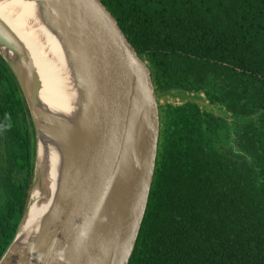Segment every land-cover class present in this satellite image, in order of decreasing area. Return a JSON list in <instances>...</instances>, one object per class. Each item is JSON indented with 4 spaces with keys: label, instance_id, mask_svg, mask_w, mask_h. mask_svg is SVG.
I'll return each mask as SVG.
<instances>
[{
    "label": "trees",
    "instance_id": "16d2710c",
    "mask_svg": "<svg viewBox=\"0 0 264 264\" xmlns=\"http://www.w3.org/2000/svg\"><path fill=\"white\" fill-rule=\"evenodd\" d=\"M102 1L151 65L159 100L190 96L160 104L157 168L130 264H264V0ZM35 159L31 112L0 55V259Z\"/></svg>",
    "mask_w": 264,
    "mask_h": 264
},
{
    "label": "water",
    "instance_id": "95a60500",
    "mask_svg": "<svg viewBox=\"0 0 264 264\" xmlns=\"http://www.w3.org/2000/svg\"><path fill=\"white\" fill-rule=\"evenodd\" d=\"M21 1L39 6L40 23L24 20L18 0L0 5L23 18L50 63L56 61L48 37L59 40L77 105L71 118L42 109L34 56L0 16V55L19 82L36 134L29 201L0 264H130L159 155L161 113L152 68L102 0ZM48 144L61 158L56 189L47 212L24 236L35 187L50 185L41 154Z\"/></svg>",
    "mask_w": 264,
    "mask_h": 264
},
{
    "label": "bare ground",
    "instance_id": "6f19581e",
    "mask_svg": "<svg viewBox=\"0 0 264 264\" xmlns=\"http://www.w3.org/2000/svg\"><path fill=\"white\" fill-rule=\"evenodd\" d=\"M18 3L23 11L25 21L28 19L31 21L37 20L35 13L37 9L39 10V6L36 3L28 4L21 0H18ZM0 16L27 44L34 56L43 83L41 97L42 109L45 111L55 110L59 113L67 114L68 117L71 118V114H74V110L76 109L77 97L73 88V83L67 76V64L59 40H54L48 35V42L53 49L56 61L55 63L51 60L52 63H50V61L44 59L40 55L39 48L32 40L34 31L24 26L22 17L9 16L2 5H0ZM53 66H55V73L53 72L54 70H52ZM41 150L44 163L49 167L48 177L50 179V185L47 189L41 188L40 185L35 187L30 211L21 232L24 236L30 233L33 228H36V224H38L42 216L49 209L56 189V180L58 179L61 160L58 148L55 144H48L44 145L43 148L41 147Z\"/></svg>",
    "mask_w": 264,
    "mask_h": 264
},
{
    "label": "flooded vegetation",
    "instance_id": "af4514ba",
    "mask_svg": "<svg viewBox=\"0 0 264 264\" xmlns=\"http://www.w3.org/2000/svg\"><path fill=\"white\" fill-rule=\"evenodd\" d=\"M150 67H151V65H150ZM152 75H153V72H152ZM154 78H155V76H154ZM153 81L155 82L154 79H153ZM154 85H155V83H154ZM185 93H186V91H185ZM188 94L184 95V94H181V93L175 92V91L163 92L160 94V104L162 106H166V108L169 106H174V105L177 106L180 104H185L188 101V99L190 100V96H188ZM201 94H202V92L200 93V95ZM202 95H203V97H206L205 94H202ZM172 101H176V102H172Z\"/></svg>",
    "mask_w": 264,
    "mask_h": 264
},
{
    "label": "rangeland",
    "instance_id": "374dc122",
    "mask_svg": "<svg viewBox=\"0 0 264 264\" xmlns=\"http://www.w3.org/2000/svg\"><path fill=\"white\" fill-rule=\"evenodd\" d=\"M171 100H172V99H171ZM159 101H160V100H159ZM172 102H176V101H172ZM20 175H21V174H20ZM21 176H22V175H21ZM21 176L18 175L17 178L21 180Z\"/></svg>",
    "mask_w": 264,
    "mask_h": 264
}]
</instances>
